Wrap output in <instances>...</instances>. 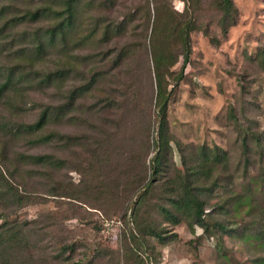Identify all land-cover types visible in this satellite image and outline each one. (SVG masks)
I'll return each instance as SVG.
<instances>
[{
    "label": "rangeland",
    "instance_id": "obj_1",
    "mask_svg": "<svg viewBox=\"0 0 264 264\" xmlns=\"http://www.w3.org/2000/svg\"><path fill=\"white\" fill-rule=\"evenodd\" d=\"M149 1L153 12V0ZM146 2L123 0L120 5L123 10ZM171 2L180 11L184 7V0ZM234 2L239 10V20L227 34L218 25L219 15L213 2L205 3L200 19L206 23L207 33L195 31L192 35V60L185 70V78L172 95L169 110L173 134L184 152L196 148L204 140H214L230 154L229 165L225 168L230 174L225 179L228 188L214 191L207 211L213 210L212 205L222 203L232 190L240 191L246 184L242 185V174L237 170L241 168L238 166L241 149L228 115L229 105L234 106L245 129L261 134L263 150L251 142L254 162L251 176L257 180L255 175L264 169V70L260 58L264 49V0ZM137 21L138 28L130 37L131 45L137 48L136 53L121 65L115 67L109 59L127 44L128 37L107 44L116 51L104 62L97 61L102 53L91 47L70 51L67 58L78 64L80 73L63 84L40 89L30 86L11 107L0 99L1 125L33 123L48 105L66 102L70 89L85 83L96 64L106 65L102 69H108L106 79L75 101V108L66 118L58 120L54 116L35 134L0 130V155L4 148V156L0 159V167L5 169L3 173L7 174V167L14 173L19 190L35 198L21 208L4 206L2 210H13L20 220H32L29 225L36 233L34 237H41L47 253H55L56 238L61 241L73 237L82 241L79 253L88 247L94 255V251L103 247L113 251L115 256H121L122 236L128 224L125 220L130 215L128 202L135 198L142 189V182L149 176L145 164L153 150L148 149L149 156H145L143 144L145 146V138L149 139V144L153 142L156 125V89L149 47L152 22L146 27L147 22L144 25L142 20ZM92 53L96 56L84 57ZM4 55L6 57H0V62L6 63L8 56ZM64 58L62 52L51 51L35 69L55 70ZM180 68L181 62L175 69ZM132 81L134 88L130 90ZM146 127H150V137H147ZM52 133H56L57 138L38 142L41 136ZM108 139L111 144L106 153L98 141ZM102 151L104 157L100 160ZM22 154L47 155L60 160V165L26 163L21 160ZM174 159L179 163L178 152ZM22 173L24 179L18 177ZM249 194L254 195L255 212L264 217V186H256ZM240 212L242 214L238 215L234 211L231 214L215 213V218H222L230 225L252 219L247 210ZM54 224L57 225L50 229ZM163 225L169 232H177L178 240L158 247L161 252L153 264H257L254 258L264 257V248L255 237L243 239L223 234L226 248L233 256L231 260L228 256H220L216 238L202 235L198 225L191 227L187 222ZM107 258H101L100 264H106Z\"/></svg>",
    "mask_w": 264,
    "mask_h": 264
},
{
    "label": "trees",
    "instance_id": "obj_2",
    "mask_svg": "<svg viewBox=\"0 0 264 264\" xmlns=\"http://www.w3.org/2000/svg\"><path fill=\"white\" fill-rule=\"evenodd\" d=\"M121 1L0 0V57H6L4 54L8 56L6 63L0 62V99L3 98L10 107L30 86L36 89L58 86L80 73L78 64L67 58L70 51L80 47H91L102 53L97 61L104 62L116 51L107 47V44L128 37L127 44L109 61H113L112 65L116 67L131 59L137 50L130 40L138 28L137 20H142L144 25L147 22L146 27L152 22L149 47L156 89L153 142L149 144V139L144 137L145 146L143 144L142 148L145 156H149L148 149L153 150L149 162L145 164L149 176L142 182V189H139L135 198L128 202L130 215L125 220V224H128L122 236L121 256L117 257L113 251L103 247L94 251V255L88 247L79 253L82 241L73 237L61 241L54 237L57 249L55 253H47L41 237H34L36 233L29 225L32 220H20L13 210H2L4 206L21 208L32 203L35 198L21 192L14 173L6 167L8 175L4 174V167H0V219L3 220L0 223V264H100V259L106 257V264H153L161 252L158 247L178 240V233L169 232L164 223L173 226L183 222L191 227L198 225L202 228V235L216 238L218 253L223 258H233L230 249L226 248L223 234L243 239L255 237L264 248V217L262 213L255 212L254 195L249 194L256 186H264V169L261 174L255 175L257 180L251 176L254 166L251 142L263 150L260 132L245 129L234 106L229 105L228 115L241 149L238 162L241 168L237 170L241 171L242 185L246 184L240 191L232 190L222 203L212 205L213 210L207 211L214 191L228 188L225 180L230 177L225 171L230 162L228 149L214 140H204L196 148L184 152L169 120L172 95L185 78V70L192 60V35L195 31L207 33L206 23L200 19V14L208 0H184L181 11L172 5L171 0H153V12L149 0L145 5L127 6L123 10ZM211 1L219 15L218 25L227 34L238 22L239 10L234 0ZM51 51H60L65 55L60 65L48 72L36 70V64ZM95 56L92 53L84 57ZM260 58L264 70V49ZM180 62L181 68L176 70ZM105 66L96 64L85 83L70 89L66 102L48 105L35 122L11 126L0 123V130L14 134H35L42 131L54 116L58 120L66 118L75 108V101L106 79L108 69H102ZM134 81L129 86L130 90L134 88ZM136 92L139 93L138 90ZM147 127L145 132L150 137V127ZM53 138H57L56 133L43 135L38 142ZM98 143L105 147L107 153L110 139L104 142L99 140ZM176 152L179 163L174 159ZM3 156L4 148L1 150V160ZM103 157L102 151L99 159ZM21 160L34 165H60V160L47 155L22 154ZM14 171L18 172V169ZM24 175L22 173L18 177L24 179ZM243 209L252 218L247 223L235 221L230 225L222 218H215V213L231 214L234 211L238 215L242 214L240 211ZM240 219L243 220L242 217ZM83 245L87 246L85 243ZM253 261L264 264V257H256Z\"/></svg>",
    "mask_w": 264,
    "mask_h": 264
}]
</instances>
